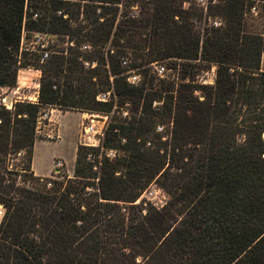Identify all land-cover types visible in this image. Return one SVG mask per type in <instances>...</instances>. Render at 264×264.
<instances>
[{
    "label": "trees",
    "instance_id": "trees-1",
    "mask_svg": "<svg viewBox=\"0 0 264 264\" xmlns=\"http://www.w3.org/2000/svg\"><path fill=\"white\" fill-rule=\"evenodd\" d=\"M121 1L140 11L118 26ZM256 1L215 0L207 14L223 27L208 29L201 10L179 0H0V87L32 66L16 60L23 33L66 37L78 56L92 49L81 64L61 50L40 65L34 53L37 102L0 107V264H264V32L245 31ZM125 50L133 68L171 59L176 74L158 80L143 67V85L131 86ZM212 66L206 85L199 79ZM106 92L128 111L102 145L121 155L95 171L78 147L72 179L35 177L42 111L110 114L112 104L97 101ZM18 155L16 173L8 164ZM152 184L167 196L161 208L136 203Z\"/></svg>",
    "mask_w": 264,
    "mask_h": 264
},
{
    "label": "rangeland",
    "instance_id": "rangeland-1",
    "mask_svg": "<svg viewBox=\"0 0 264 264\" xmlns=\"http://www.w3.org/2000/svg\"><path fill=\"white\" fill-rule=\"evenodd\" d=\"M189 1V3L191 5H195L194 0H186ZM216 5L218 4V2H215ZM222 4V3H221ZM258 6L260 8V15L258 17H245L246 19V23H245V31H247L248 33H253V34H262L264 32V18L262 17V12L264 11V1H260L258 2ZM129 11V12H128ZM139 12V6H135L133 8H130L128 6H126V3L124 1H121L119 4V9L117 12V17H116V25L118 24V26H120L121 22L124 21L126 19V17H124V15L126 14V12L130 13V12ZM213 18H219L218 16L214 15L213 12L209 13ZM197 26L196 29L198 31H200V21L196 22ZM34 38L32 36V34H22V44H20V50H19V54L16 56V60L19 63H26L28 62L30 65L29 68L26 69H31L32 72L30 73H24V72H20L19 70L17 71V76H16V83L17 81L20 82V87H22L23 90H25V86H23V84L25 83L24 80L27 79V81L29 79H31L29 82L31 83L29 85V90L31 93H34V91L38 92L39 89V79L41 76V72L40 73H36L34 70V67L37 68H42L43 66L38 65L37 61H36V57L34 55L33 50H37L38 47L37 45L33 42ZM45 40L48 42V51L50 52V57L52 58L55 52L57 51H64V56H66L67 58H75L78 63L81 64V61L83 59H86V55L88 52H92V49L90 47H87L85 49L81 48V56H78L79 51L77 50V48H71V50H69L70 45L68 44V38L66 37H57V36H52V35H48L45 37ZM112 40V38L110 39V41ZM110 42H108L109 44ZM121 45H124V41L120 42ZM114 51H116V49H114ZM70 53H76V55L71 56ZM123 57L121 58V60H124L127 62L126 66H122V68L126 71L125 75H135L138 76V80H137V86L136 87H140L143 85L144 83V76L142 75V69H144L143 67H145L146 69L149 70V74L148 76H154L156 77V79L158 80H166L167 78L170 77H174V74H176V71H172L170 69H168L171 65L173 60L171 59H167V60H159L157 62H153V66L152 65H145L142 68H133L134 64H138L139 61L135 59L134 54L132 53V51L130 50H125V54L122 55ZM50 58V59H51ZM83 62V61H82ZM17 65V64H16ZM90 65H92V67H97L96 63H90ZM159 66H163L165 67V73H163L162 75H158L155 72L154 67H159ZM82 72H83V76H85V73H87V71H89L90 67L89 65H87L86 63L84 65H82ZM215 71H216V67L212 66V68L205 73H201L202 74V79L200 78L199 80H202V82L206 85H213L214 83V79H215ZM129 73V74H128ZM39 76V78L36 76ZM26 81V80H25ZM93 81H96V79L94 78ZM17 84H15L14 87H16ZM11 93V88L8 90V88L6 87H0V107H3L5 110L8 111H12L14 109V106L16 105V103L18 102H14V97L9 96ZM109 93V94H107ZM103 95H105V97H103ZM7 97V101H5V103L7 105L10 104V101L13 103H11V108H5L3 106V103L1 102V98L2 97ZM99 100H106V102L108 104H112V110L110 112V114H103V113H95V112H90V111H83L80 112L82 114H84V116H82L81 118L78 115H74V114H69L66 115L62 120H61V132H62V141L60 144L58 145H43L42 147H40V154L42 157H44L45 159V163L46 162H50L52 159H54L53 161V165H55L56 160H60V159H56L55 158H60V157H64L67 161L68 164H70L73 161V146L74 144H77L78 147H81V153L91 155V159L93 160L92 164L93 166V170H99L100 168V163L101 161H104V157H107L105 155V152H103V150H101L100 148H86L84 147L82 144L83 140H82V135H83V127L89 125L90 123H92V125L94 126L95 130L98 131H102L103 135L105 133V129L107 127V125L111 122H113L114 118L116 116H118L119 114H122V117H127L126 115L128 114V111H117L116 108V96L114 94H111L110 92H106V93H101L97 96V101ZM25 102V101H22ZM29 102V101H28ZM31 103V102H30ZM156 105H159L158 103ZM52 110H59V109H46L44 111H42V114L39 116L37 125H36V131H35V139L36 140H40V139H45V137L47 136V134H49L50 136H54L55 132H54V120L50 121V115H51V111ZM62 111V113L64 114L65 111H76V110H60ZM79 112V111H78ZM53 113H56V111H53ZM51 123V125L49 126V124ZM51 130V131H50ZM56 137V136H55ZM77 147V148H78ZM114 151V150H113ZM23 155V154H22ZM22 155L21 156H17L16 158H12L11 161H9L8 164V169L15 171L16 173L19 172L22 169ZM119 155H121L120 151H116V157H118ZM116 159V158H112L111 160ZM75 163V161H74ZM58 171V172H56ZM73 174H74V166L72 170H67L65 165L62 162V167L59 170H56L55 166H54V173L52 174L53 179H58V175L61 176H65L67 178L72 179L73 178ZM50 176V177H52ZM17 182L21 183L22 180H26L25 177H20L17 176L16 177ZM29 187H32L34 189L43 191L45 190V184L42 182H37V181H30V183L28 184ZM144 200L146 201V203H150L152 205H154L155 207L161 208L164 204L165 201L167 200V196L166 194L160 189L158 188L156 185H150L147 190L145 192L142 193V195L140 196V198L136 201V203H139L140 200ZM0 211H2V208L0 207Z\"/></svg>",
    "mask_w": 264,
    "mask_h": 264
},
{
    "label": "built area",
    "instance_id": "built-area-1",
    "mask_svg": "<svg viewBox=\"0 0 264 264\" xmlns=\"http://www.w3.org/2000/svg\"><path fill=\"white\" fill-rule=\"evenodd\" d=\"M179 1L182 3L183 9L186 10L189 8V6H190L189 1H186V0H179ZM194 2H195V5L201 10V12L203 14V25L205 26V28L220 29L223 27V22L221 19L213 18L212 16L207 14L208 5L209 4H215V0H213L211 2H210V0H194ZM259 15H260V8L258 6V1H256L246 11L245 17H248V16L258 17ZM31 34L34 38L33 42L38 47L37 50H33L31 52H33L37 55L38 63L40 65H43L46 63V61L50 57V52L48 51V42L45 40V37L48 35L42 34V33H31ZM21 44H22V39H21ZM85 48H87V47H83V49H85ZM126 64H127L126 61H124V60L121 61L122 66H126ZM151 65L153 66V64H151ZM154 69L158 75H162L163 73H165V67H163V66L154 67ZM137 80H138V76L127 75L126 81L129 85L137 86ZM107 94H109V93H107ZM103 97H105V95H103ZM98 101L106 102V100H99V99H98ZM1 102L3 103V106L5 108H7V109L11 108V103L9 105H7L3 98H1ZM82 140H83V142L81 145H83L84 147L95 148V149L100 148L101 150H103V152H105V155L107 156V158H109V159L116 158V151L103 149L102 145H103L104 135H103L102 131L95 130L92 123L83 127ZM90 157H91V155H88L87 159L90 163H92L93 160ZM54 166H55L56 170H59L62 167V161L56 160ZM1 216H2V211H0V218H1Z\"/></svg>",
    "mask_w": 264,
    "mask_h": 264
},
{
    "label": "crops",
    "instance_id": "crops-1",
    "mask_svg": "<svg viewBox=\"0 0 264 264\" xmlns=\"http://www.w3.org/2000/svg\"><path fill=\"white\" fill-rule=\"evenodd\" d=\"M37 74L40 73L38 70H34ZM260 71L264 72V53L261 56V62H260ZM20 72H24V73H30L32 72L31 69H20ZM39 78V76L37 75L36 78ZM26 80V81H25ZM24 80V84L23 86H25V90L22 89V87H20V82L17 81V86L16 87H12L11 88V93L9 96L14 97V102H22V101H29L32 103H36L37 102V96H38V92L34 91V93H31L29 90V85L31 84L29 81L31 79H29L27 81V79ZM8 90L10 89L9 87ZM5 101H7V97H2ZM10 103H12L10 101ZM13 104V103H12ZM53 111H56V113H53ZM69 114H74V115H78L80 118L82 116H84V114L78 112V111H65V113L63 114L62 111L60 110H52L51 111V115H50V121L54 120V132L55 135L54 136H50L49 134H47V136L45 137V139H38L35 140L34 142V146H33V155H32V162H31V170L32 173L35 177H39V178H47L52 176V174L54 173V165H53V161L54 159H52L50 162H46L45 163V159L44 157L41 156L40 154V147H42L43 145H58L61 143L62 141V132H61V120ZM51 125V123L49 124V126ZM51 131V130H50ZM56 136V137H55ZM77 144H74L73 146V161L68 164L66 159L64 157H60V158H55L56 159H60L63 164L65 165L67 170H72L73 166H74V161H75V157H76V151H77Z\"/></svg>",
    "mask_w": 264,
    "mask_h": 264
},
{
    "label": "water",
    "instance_id": "water-1",
    "mask_svg": "<svg viewBox=\"0 0 264 264\" xmlns=\"http://www.w3.org/2000/svg\"><path fill=\"white\" fill-rule=\"evenodd\" d=\"M56 172H58V171H56Z\"/></svg>",
    "mask_w": 264,
    "mask_h": 264
}]
</instances>
